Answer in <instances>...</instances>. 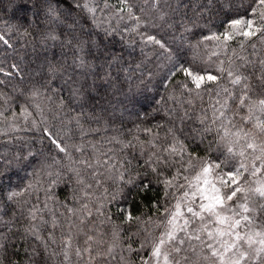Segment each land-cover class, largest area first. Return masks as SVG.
<instances>
[{
  "label": "trees",
  "instance_id": "1",
  "mask_svg": "<svg viewBox=\"0 0 264 264\" xmlns=\"http://www.w3.org/2000/svg\"><path fill=\"white\" fill-rule=\"evenodd\" d=\"M107 2L121 6L119 0ZM24 3L0 0V33L12 44L11 48L0 46V66L10 71L8 65L15 63L23 70L22 79L0 75L4 81L0 84V234L8 237L0 241L7 243L6 251L0 249V264H141L165 229L158 226L166 223L165 209L172 210L184 191L178 188L183 179L173 181L167 189L164 184L176 175L178 165H158L162 174H157L145 163L152 152L168 147L173 136L197 157L192 162L194 168L184 175L194 176L205 160L227 159L224 171L243 162L249 172L239 182L250 190V206L264 204V198L251 193L259 173L252 176L250 171L254 162L260 166L254 156L259 151L228 157V140L220 142L215 130L205 133L201 123L204 115L211 120L213 106L219 107L217 100L223 103L227 99L224 89L240 92L241 86L232 85L221 68L234 73L238 68L248 77L251 98H264V33L245 37L240 34L246 30L244 26H237L239 32L229 28L231 20L240 18L253 20V29L264 27V6L259 0H128L141 18L137 31H126L136 27L126 12L123 20L110 18L115 8L97 12L102 24L95 31L116 29L108 43L122 59L111 65L86 52L78 53L67 44L65 30L56 21L45 19L43 12L34 17L38 9L18 7ZM99 7L103 8V0ZM10 25L16 27L9 29ZM226 31L231 39H225ZM213 34L220 39L204 40ZM50 35L59 39H50ZM146 36H155L165 48L145 43L142 37ZM80 55L84 56L82 65ZM49 64L53 71H49ZM179 65L219 79L196 89L190 77L177 71ZM34 90L40 94L32 96ZM238 103V96L229 100L231 111L227 114L246 131L241 117L248 115L247 108H238ZM22 105L27 106L26 116L21 114ZM255 115L264 119L259 112ZM43 128L53 131L75 160L108 150L116 159H127L130 164L126 165L125 181L131 177L133 182L121 181L117 170L105 168L99 170L102 175L93 178L90 170L74 165L84 180L79 184L68 171L67 156L57 153L42 136ZM129 142L133 147H124ZM77 148H83V153ZM235 150L239 152L238 145ZM29 151L35 159L27 155ZM19 156H27V160L21 162ZM57 172L63 179L49 190V173ZM29 184L31 188L15 202L6 199L11 190L19 192ZM234 202L230 204L234 206ZM34 206L40 211L32 221L29 210ZM257 215V222L264 225V213ZM31 224L37 226L41 240L25 232ZM77 248L82 255L76 254ZM204 254L197 247L195 253L182 252L175 258L188 255L191 264H211L202 259Z\"/></svg>",
  "mask_w": 264,
  "mask_h": 264
},
{
  "label": "snow or ice",
  "instance_id": "2",
  "mask_svg": "<svg viewBox=\"0 0 264 264\" xmlns=\"http://www.w3.org/2000/svg\"><path fill=\"white\" fill-rule=\"evenodd\" d=\"M99 3L100 0H32V3H28L25 0V3L18 5V7L27 9L37 8L38 11L33 14L34 17H39L40 13L43 12L45 19L50 18L56 21L65 30L64 34L67 37V44L74 47L78 53L86 52L87 55L93 56L96 59H103L104 62L111 65L122 59L121 54L113 51L108 43L112 36L116 34V29L108 27L103 29V33L95 31V29L101 28L102 24L97 18V12H104L107 9L115 8V11L110 14V18H118L119 20L124 19V13L126 12L128 19L136 22L135 28L126 29V31H137L140 27L141 18L135 15L133 6L128 3V0H119L120 7L111 5L107 0H103V8H100ZM259 4L264 6V0H259ZM261 18L264 21V14H261ZM22 19L27 21L28 18L23 17ZM253 24L254 21L251 19H233L229 22V28L239 32L237 26H244L246 30L240 32V34L245 37L256 35L257 32L264 33V27L253 29ZM14 27L16 26L10 25L9 29ZM223 35L225 39L232 38V35L228 31ZM49 38L54 40L59 39L58 36L54 35H50ZM142 39H144L145 43L157 44L161 48H165V44L156 39L155 36H146L142 37ZM208 39L219 40L220 37L216 34H213L212 37H204V40ZM0 46L12 47L9 38H6V34L4 33H0ZM78 59L82 65L84 63V56L80 55ZM8 68L11 70L6 71L3 66H0V75L9 78H23V70L17 64L11 63L8 65ZM53 70V65L49 64V71ZM177 71H181L187 77H190L196 89H200L206 82H216L219 79L216 75L207 74L205 77V75L194 73L191 68H186L183 65H179ZM219 71L221 73L227 71V76L231 78V84L234 86L239 85L241 88L238 94L224 89L227 99L223 103L217 100L219 107L213 106L211 120H209L207 115L201 118V123L205 125L204 132L211 133L215 130L220 142L228 140L226 148L228 157H235L237 155L244 157L245 148L253 152L259 151L260 155L256 156L255 160L260 162V166L256 167L254 162L250 171V175L256 176L257 173L264 169V142L257 144L255 138L251 137L249 132L244 131L243 128H238L232 116H229L227 113L231 111L229 100L235 101L238 96V108H247L248 112V115L241 117V119L248 122L255 118L256 123L254 127L264 134V119H261L259 115H255L257 112L264 115V98L259 100L251 98L250 92H252V89L247 83L248 77L244 76L238 68L235 73L232 70L223 68L219 69ZM261 80L264 81V76L261 77ZM3 83L4 81H0V84ZM183 87L187 89V83L183 84ZM189 91L191 90L189 89ZM31 94L32 96H37L40 93L39 90H34ZM21 114L28 115L27 106H21ZM2 115L3 112H0V116ZM217 121H219L218 125ZM145 131L150 132L151 130L145 129ZM169 132H172V130L170 129ZM42 136L50 141V144L57 153H64L67 156L69 161L68 171L75 174L79 184H84V180L81 177L80 170L74 165H79L85 170H90L93 178L102 175L103 173L99 170L105 168L117 170L121 181L126 183L133 182L131 177L125 181V175L128 173L126 165L130 164V161L127 159H116L114 155L109 154L111 150L102 151L99 155L93 154L91 157L75 160L68 152L67 147L62 144L53 131L43 128ZM112 139L116 140L115 137ZM242 139L246 143L237 152L235 146L239 145ZM111 142L108 141V143ZM116 142L119 143V141ZM152 146L155 147V144L152 143ZM93 147L95 149V146ZM124 147H133V145L129 142ZM76 151L83 153L84 149L77 148ZM27 155L33 157V159L36 158L31 151ZM185 157H188V159L185 160ZM196 158L194 153L188 151V145L173 136V142L168 147L160 149L159 153L152 152L145 162L151 167L152 172L157 174H162L158 172V165H164L165 167L178 165L176 175L171 180H164L166 189L173 185V181L180 179L184 181L183 184H178V188H182L184 191L182 196L177 198V203L174 206L175 210L172 211L166 208V223L158 225L163 226L165 231L161 233L158 243L152 246L150 260L155 259L156 264H159L161 258L163 264H181V260L183 264H191L188 255H184L181 259H176L175 256H179L182 252L195 253L197 247H199L201 253H206L202 256V259L204 261H211V264H264V225L257 222V213H264V204L258 205L255 208L251 207L250 190L243 187L239 182L240 177L245 172H249V168L241 162L234 170L224 171V168H227V159L218 161L205 160L202 162L203 166L200 170L189 178L184 173L194 168L192 162ZM17 159L23 162L27 160V156H19ZM54 163H59V161H55L54 159ZM117 166L123 170L119 171ZM214 173L215 178L210 181L208 177ZM146 176L147 173H145ZM49 177V190L54 188L63 179L60 172L55 174L49 173ZM97 183L99 184L100 181L97 180ZM257 184L258 186L252 189L251 193L259 198H264V181H258ZM87 187L91 188L92 185L89 184ZM28 188H31V184L19 192L11 190L7 194L6 199L15 202L16 197L22 195L23 191H27ZM167 195L168 192L166 191L165 196ZM112 198L115 199V195ZM230 202H234V206ZM182 203L184 210L181 207ZM85 207L87 206L85 205ZM39 211L35 206L29 210V217L32 221L37 219ZM91 215L92 213L89 212L88 216ZM127 219H132L130 214ZM136 219L139 218L137 217ZM180 220H182V223L178 222ZM25 232L36 240L42 239L35 224H31L30 227L25 228ZM7 239L8 237L0 234V241H7ZM92 239V236L88 237V241ZM88 241L85 243H88ZM70 243L71 239L69 238L65 242V247L67 248ZM166 245L170 247V250L165 249ZM185 245H187V248L184 247ZM143 247L144 245L142 244L141 248ZM0 249L6 251L7 243H0ZM84 251L90 252V248H85ZM111 251L112 249L109 248V252ZM36 254L33 252L32 255ZM76 254L78 256L82 255L79 248L76 249ZM68 258L67 252H65V260H68ZM150 260H142L141 264H150Z\"/></svg>",
  "mask_w": 264,
  "mask_h": 264
},
{
  "label": "rangeland",
  "instance_id": "3",
  "mask_svg": "<svg viewBox=\"0 0 264 264\" xmlns=\"http://www.w3.org/2000/svg\"><path fill=\"white\" fill-rule=\"evenodd\" d=\"M256 123V121H255V118H253L251 121H248V122H246V126H245V128H246V132H249V134H250V136L251 137H254L255 138V142L257 143V144H259V143H261V142H264V134H262V133H260L255 127H254V124ZM232 139H234V138H232ZM245 141L242 139L241 141H240V144L238 145V149H239V151L241 150V147L242 146H244L245 145ZM250 149H246L245 148V154L247 153V151H249ZM257 152V151H256ZM251 154V153H250ZM257 155H254V156H258V155H260V153L258 152V153H256ZM252 162V161H251ZM214 178H215V173L212 175V176H209L208 177V179L211 181V180H214ZM258 181H264V171H262L261 170V172H259V177H258V179H257V182ZM257 186H258V184H256ZM218 187H219V185H217ZM256 186V187H257ZM182 210H184V206H183V203H182ZM175 210V208H173L172 209V211H174ZM226 214H229V213H226ZM230 215V214H229ZM179 223H182V220H180V221H178ZM164 231H165V229H164ZM163 231V232H164ZM161 237V236H160ZM159 241V240H158ZM158 241H157V243H158ZM165 249H167V250H170V247L168 246V245H166L165 246ZM150 257H151V253H150V255H149V257L146 259V260H150ZM150 264H156V261H155V259H151L150 260ZM159 264H163V260H162V258H161V260H160V262H159Z\"/></svg>",
  "mask_w": 264,
  "mask_h": 264
}]
</instances>
